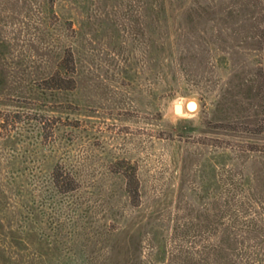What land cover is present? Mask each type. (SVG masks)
Masks as SVG:
<instances>
[{
	"label": "rangeland",
	"instance_id": "1",
	"mask_svg": "<svg viewBox=\"0 0 264 264\" xmlns=\"http://www.w3.org/2000/svg\"><path fill=\"white\" fill-rule=\"evenodd\" d=\"M146 8L0 0V264H146L151 247L211 241L214 201L230 197L236 171L264 163L218 155L247 138L214 108L231 52H197L177 17L154 36L178 34L179 49L149 52ZM58 40L76 59L72 90L40 85ZM53 168L76 188L56 191ZM251 186L260 204L264 186Z\"/></svg>",
	"mask_w": 264,
	"mask_h": 264
},
{
	"label": "trees",
	"instance_id": "2",
	"mask_svg": "<svg viewBox=\"0 0 264 264\" xmlns=\"http://www.w3.org/2000/svg\"><path fill=\"white\" fill-rule=\"evenodd\" d=\"M146 7L150 28L147 38L149 52L163 51L166 47L179 49L178 34L170 37L166 31L164 36H154L157 30L167 26L168 20L176 17L181 18L179 32L186 36L185 42L189 35L196 39L190 42L197 46V52H231L227 62L228 81L215 96L214 108L234 114L225 128L247 138L241 142L244 144L242 148H225L228 153L218 155L229 163H233L238 153L264 157V0H146ZM56 52L62 54L55 61L53 70L40 79L41 88L72 90L76 86L73 50L58 40ZM242 169L236 171L237 177L229 182L227 191L230 197L223 203L219 199L214 201L213 222L216 226L208 232L211 241L180 246L176 253L160 244L151 247L150 259L145 263L264 264V201L259 204L249 197L253 182L264 186V163L256 171L243 172ZM231 170H227L230 177ZM60 177L58 168H53L50 178L56 191L67 192L76 188L65 187ZM129 183L126 177L127 193ZM239 189L245 193L244 196L238 192ZM220 223L225 224L221 230L217 229ZM138 263L143 264L144 261Z\"/></svg>",
	"mask_w": 264,
	"mask_h": 264
},
{
	"label": "water",
	"instance_id": "3",
	"mask_svg": "<svg viewBox=\"0 0 264 264\" xmlns=\"http://www.w3.org/2000/svg\"><path fill=\"white\" fill-rule=\"evenodd\" d=\"M174 109H175L176 112H180L181 107H180L179 104H176V105L174 106Z\"/></svg>",
	"mask_w": 264,
	"mask_h": 264
}]
</instances>
